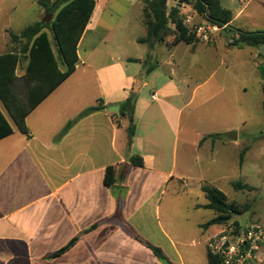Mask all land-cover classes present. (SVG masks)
<instances>
[{
	"label": "crops",
	"instance_id": "0c3cea01",
	"mask_svg": "<svg viewBox=\"0 0 264 264\" xmlns=\"http://www.w3.org/2000/svg\"><path fill=\"white\" fill-rule=\"evenodd\" d=\"M39 1L0 0V56L13 50L10 33L20 34L40 21L44 9ZM95 2L78 43L79 62L74 72L26 117L29 136L18 130L0 106L14 129L12 135L0 140V264H168L134 234L162 249L172 264H210L208 241L226 231H239L250 219L204 226L216 213L206 207L208 200L202 187L211 184L203 175L226 161L209 151L199 152L207 137L216 136V132L197 134L198 140L192 143L187 138V144L198 150H185L183 164H178L184 113L197 93L196 87L189 96L191 70L183 60L194 53L198 43L172 45L173 37H168L150 51L138 42L147 34L143 15L145 34H132L127 41L118 39L120 25L113 18L122 19L140 1ZM186 10L189 13L190 6L183 4L180 14ZM242 12L243 8L231 23L235 32H261L246 30L245 24L235 25ZM193 13L194 21L198 17L207 23ZM223 33L228 38L234 36V32L224 30L214 36L213 42L216 36H224L228 44ZM103 45L101 61L98 54ZM181 46L186 49L179 52ZM257 49L260 56L261 48ZM148 55L151 60L144 64ZM23 60L18 76L26 72L28 57ZM106 60L137 65L138 71L129 79L139 78L141 73L146 76L135 80L131 89L127 86L111 94L101 78V73H109ZM261 65L257 64L258 68H263ZM218 82L216 92L226 93L223 80ZM247 90L244 86L241 93ZM259 92L263 100V83ZM130 93L139 95L131 140L129 118L108 110L121 108ZM98 104L102 110L78 119ZM70 122L74 124L62 134ZM225 136L237 143L240 130L228 128ZM166 140L170 141V151ZM133 156L141 157L143 166H132ZM108 167L115 169L116 182L111 188L104 183ZM75 238L79 239L68 251L51 257ZM258 258L259 264H264V245Z\"/></svg>",
	"mask_w": 264,
	"mask_h": 264
},
{
	"label": "rangeland",
	"instance_id": "374dc122",
	"mask_svg": "<svg viewBox=\"0 0 264 264\" xmlns=\"http://www.w3.org/2000/svg\"><path fill=\"white\" fill-rule=\"evenodd\" d=\"M221 2L224 7L232 11L234 16L243 8V12L236 17L235 25L245 24L246 30L264 31V0H221ZM140 3L122 19L118 20L119 16L113 18L120 25V32L116 33V38L124 37L127 41L132 34L133 36L145 34L141 25L144 3ZM174 3L171 1L169 7ZM189 13L194 14L191 7ZM46 15H42L41 22ZM52 20L53 17L49 19L48 24ZM195 23H202V20L197 17L191 27ZM223 35L226 36V33ZM215 38V43L213 41L210 44L198 42L194 53L190 52V55L183 60L184 66L191 70L188 74L189 96L196 87L197 93L184 113V127L178 143V164L179 166L183 164L182 154L185 150H189V153L198 150L197 147L187 144V138L192 143L198 140L197 134L211 130L216 132L217 136L207 137L199 153L209 151L214 153L218 160L222 159L226 162L214 172L205 173L203 175L206 176L205 181L223 191L230 202L235 201L241 205L250 206L249 211L233 216L232 220L242 223L250 219L264 227V99L262 100L259 92L260 85L264 84V48L260 49L259 56L257 48L234 46L227 36L228 44L224 36ZM52 42L56 51L53 38ZM185 47L181 46L178 51H184ZM104 49L103 45L98 54L101 61L104 59ZM80 53L83 55V49ZM106 64L109 73H101V78L111 94H118L127 86L131 89L135 80H141V77L146 76V73H141L139 78L129 79L132 73L138 71V66L135 64L107 60ZM257 64H262L263 68H258ZM163 71L157 72L158 76ZM226 73L227 76H225ZM222 80L226 93H218L215 90L216 82L219 83L218 81ZM244 86L248 89L247 93H241ZM166 91L168 92V89ZM131 96L136 101L139 95L130 93ZM0 106L7 114L1 102ZM228 128L240 130V139L237 143L225 136V130ZM166 141L170 151V141ZM246 147L248 150L245 151L241 160V154ZM193 174L199 176L200 173ZM236 182L250 186L251 190H236L233 186Z\"/></svg>",
	"mask_w": 264,
	"mask_h": 264
},
{
	"label": "trees",
	"instance_id": "16d2710c",
	"mask_svg": "<svg viewBox=\"0 0 264 264\" xmlns=\"http://www.w3.org/2000/svg\"><path fill=\"white\" fill-rule=\"evenodd\" d=\"M144 3L143 24L146 27V37L138 40L146 44L150 51L156 45L164 42L168 37H173L172 45L186 43L195 45L199 42L193 29L185 25L180 7L183 4L190 6L205 21L216 24L220 27L228 25L226 31L234 32V46H248L253 48H264V31L244 32L236 31L231 26L234 15L231 10L222 5L221 0H138ZM174 5L169 7V3ZM44 14L53 17L50 24L37 21L20 34L10 33V41L13 50L0 56V102L8 112L18 130L29 136L26 126V117L31 111L53 90L64 82L75 70L79 62L77 49L78 43L92 16L96 2L95 0H40ZM55 41L54 50L50 35ZM24 57H28L26 72L23 76L17 75V69L23 63ZM151 60L147 56L144 64ZM138 62V60H131ZM64 70L60 71L59 68ZM153 70L148 68L147 73ZM101 102V101H100ZM101 105H95L81 113L78 119L102 110ZM135 99L129 97L120 108L119 115L129 118L128 138L131 140L135 135L134 124ZM116 115V114H113ZM74 124L70 122L62 134ZM14 132L8 119L0 109V140L12 135ZM217 136V135H216ZM246 149L241 154V160ZM132 166H143V159L133 156L130 159ZM116 182L114 167L106 169L104 183L111 188ZM236 190L248 189L251 187L241 182L233 184ZM203 192L208 200L206 207L216 213V217L208 222L205 227L213 224L228 223L235 215H241L250 210L248 204L241 205L235 201H229L227 195L220 189L204 185ZM238 225V223L236 222ZM95 225L92 228H95ZM134 237L152 250L154 255L163 262L172 264L165 256L162 249L156 247L139 235ZM79 238L73 239L63 249L52 254L51 257L59 256L75 245ZM210 264H216V259L208 253Z\"/></svg>",
	"mask_w": 264,
	"mask_h": 264
},
{
	"label": "built area",
	"instance_id": "2783aa9c",
	"mask_svg": "<svg viewBox=\"0 0 264 264\" xmlns=\"http://www.w3.org/2000/svg\"><path fill=\"white\" fill-rule=\"evenodd\" d=\"M185 25L191 27L194 17L182 14ZM212 23H195L191 28L199 42L210 44L214 36L226 30ZM230 42L233 40L230 38ZM156 100V95L153 96ZM264 245V227L254 221H246L237 232H223L208 241V253L216 259V264H259L258 253Z\"/></svg>",
	"mask_w": 264,
	"mask_h": 264
},
{
	"label": "water",
	"instance_id": "95a60500",
	"mask_svg": "<svg viewBox=\"0 0 264 264\" xmlns=\"http://www.w3.org/2000/svg\"><path fill=\"white\" fill-rule=\"evenodd\" d=\"M48 18L50 19V18H52V16L47 14L45 19L42 20V23H47L48 24L49 23V19ZM108 110H109V112H112V113H119L120 108L117 107V106H114V107H110Z\"/></svg>",
	"mask_w": 264,
	"mask_h": 264
}]
</instances>
